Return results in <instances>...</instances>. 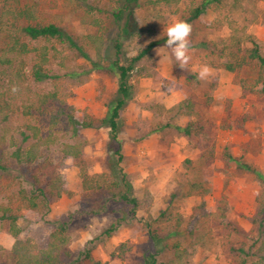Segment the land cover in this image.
Segmentation results:
<instances>
[{
	"label": "rangeland",
	"instance_id": "rangeland-1",
	"mask_svg": "<svg viewBox=\"0 0 264 264\" xmlns=\"http://www.w3.org/2000/svg\"><path fill=\"white\" fill-rule=\"evenodd\" d=\"M201 1L139 0L129 19L125 15L122 19V26L128 21V34L121 38L123 55L133 57L148 42L166 37L167 27L175 20L184 21ZM78 3L0 0V56L7 48L13 23L7 13L30 7L35 16L32 24L60 27L85 47L94 62L98 55L83 39L89 34L102 35L106 43L99 56L101 65L107 67L114 57L113 40L120 34L113 16L120 5L117 0ZM206 8L191 24V60L186 69L178 66L171 49L164 45L155 47L151 57L136 65L117 141L110 139L109 129L100 123L116 97L115 74L96 71L90 61L55 40H27L30 48H48L45 69L49 77L44 80L35 81L31 76L32 65L38 60L35 52L19 58L13 68L0 64V103L8 113L6 120L0 115V162L7 167L0 172V203L18 216L25 213L20 190L32 188L29 177L38 173L41 165H20L11 154L29 146L22 135L28 133V125L38 127L43 138L49 133L56 136L57 143L45 150L52 163L60 160L63 144L82 143L91 178L104 184L100 190L85 191L74 164L60 169L70 193L50 198L46 206L41 205L39 217L30 221L20 218L23 237L44 242L55 223L64 222L72 257L90 248L101 264H144L145 256L157 249L147 230L151 226L168 244L180 240L189 246V232L206 234L204 247L190 248L189 264H240L241 249L248 254L246 264L257 259L252 253L259 239L251 221L264 202V93L258 80L259 66L248 52L253 40L264 57V0H220ZM85 14L101 20V31L83 23ZM225 63L235 64L236 70L228 72ZM202 65L212 70L206 79L198 78ZM16 71L21 83L15 79ZM49 93L56 95L57 103L44 102L43 96ZM185 93L194 101V111H169ZM59 108L73 109L78 120H92L93 127L74 136L65 117L60 116L56 128L50 129ZM189 123L205 125L203 150L196 149L184 135L182 129ZM117 151L122 155L120 162ZM227 153L252 167L254 173L227 160ZM121 175L132 185L136 209L108 198L109 186ZM193 184L200 185L191 190ZM222 209L240 234L224 235L218 223ZM178 216L182 222L175 235ZM113 224H118L116 231L103 235ZM0 225L8 227L7 223ZM170 256L171 251H165L157 258L161 261ZM0 264H15L8 249L0 251Z\"/></svg>",
	"mask_w": 264,
	"mask_h": 264
},
{
	"label": "trees",
	"instance_id": "trees-1",
	"mask_svg": "<svg viewBox=\"0 0 264 264\" xmlns=\"http://www.w3.org/2000/svg\"><path fill=\"white\" fill-rule=\"evenodd\" d=\"M220 0H202L199 5L189 10L188 16L185 18L188 24H192L195 20L199 19L207 10L211 2H219ZM139 0H117L120 5L118 10L113 12L116 23L120 26V34L113 40L114 57L110 60L109 65L104 67L101 65V57L99 56L102 48L105 45V39L102 35L89 34L83 39L84 45L91 48L98 56L97 61H92L86 52L84 46L79 45L78 42L67 34L63 29L54 24H32L35 20L34 12L30 7L24 9H16L9 11L8 16L13 18L11 29L8 31V44L5 52L0 56V64L13 68L15 63L24 56L31 53H36L38 60L32 65L31 76L35 81H41L48 78V73L45 69L48 58L47 46H41L38 48H30L28 41L43 40L50 42L52 40L60 43H65L66 46L73 52L77 53V56L91 62L92 67L96 71H106L116 75L117 89L116 97L112 100L106 109L105 117L101 120V125L109 129L110 139L117 141L118 133L120 130L119 120L122 116L123 110L126 107L128 100L131 97L132 85L131 74L135 70L137 64H139L144 58L151 57L152 51L155 47L165 46L167 36L152 40L148 42L139 52L133 57H126L123 55L121 38L128 34L127 20L133 14L134 6L137 5ZM155 5V2H149ZM78 4H86L87 0H79ZM236 5V4H235ZM126 16L124 25L122 26L123 16ZM25 22V23H23ZM83 23L89 24L95 27L98 31H101L102 23L97 17L90 16L88 14L83 15ZM252 44L251 50L248 52L251 60H254L259 66V84L260 89L264 93V57L259 53V47L257 43L250 40ZM240 42H237V45ZM192 46L189 44V47ZM21 63V62H19ZM223 68L228 72H234L237 68L235 64L225 63ZM19 69H21L19 67ZM19 69L17 71H19ZM16 71L15 79L17 83H21L20 74ZM218 74L213 76L214 81L217 79ZM179 87V86H177ZM169 89V88H168ZM170 91V90H169ZM176 103L169 111L180 113L181 111L193 112L195 109L194 101L187 96ZM44 102L49 100L57 103L56 95L49 93L43 96ZM1 101V95H0ZM7 110L8 107L6 106ZM1 119L6 120L8 113L4 112V107L0 103V115ZM64 116L67 124L70 126L74 136L80 133L81 130L90 129L93 127L92 120L80 121L76 118L74 110L66 111L62 108L58 109L55 116L52 117L50 122V129L56 128L59 117ZM28 133L23 132V142H30L27 148H18L12 152V157L21 165H32L39 163L40 170L38 173L30 175L32 188L29 191L20 190V199L25 205V213L21 216L15 214L10 207L3 206L0 203V222L1 224L7 223L6 229L0 225V251L8 249L11 257L14 259L15 264H101V262L95 260L92 256L91 249L87 248L79 253L76 257H72L68 245L69 237L67 236V223L56 222L53 229L47 234L44 242H37L32 238L23 237V230L18 226V220L20 218L28 221L34 217H39L41 205L46 206L47 201L52 197H61L62 195L69 194L67 184L59 173L60 169L65 168L68 165L74 164L79 169L81 178V187L83 190H97L102 189L104 184L99 183V180L92 179L91 173L86 165L84 158V145L82 143H65L61 148V158L58 162L52 163L45 156V150L50 146L57 143V138L54 134L49 133L45 138L40 134V130L36 126L28 125L26 127ZM205 125L202 123H189L182 129L184 135L192 141L193 145L199 149H204L202 144L205 137ZM118 161H122V155L119 151L116 152ZM227 160L233 161L238 167L253 172L252 167L246 164L239 163L229 153L225 155ZM7 167L0 162V172H5ZM95 175V174H92ZM98 177V176H94ZM200 184H193L191 190L198 189ZM117 188H120L119 190ZM109 199L114 201H120L132 209H136L138 206L137 198L132 193V185L126 180L125 175H121L118 181L113 182L108 188ZM182 222L181 217L178 216L177 223L174 227L175 235L178 234L180 228L179 225ZM257 229V236L259 245L252 253L257 259L252 264H264V202L259 204L256 217L251 221ZM218 223L222 232L226 237H230L233 233L240 234V229L230 222L225 213V209L220 210L218 215ZM118 224L109 226L103 232V235L110 236L117 229ZM147 227L149 236L153 242V245L157 248L154 254H147L144 259V264H189V258L192 255V250L197 246H205L207 243L206 234L202 232H189L187 239L189 240V246H184L182 241L174 240L171 243H164V238L160 236L157 231ZM8 243V244H7ZM254 243V245H256ZM121 253H124V245H121ZM190 248L192 250H190ZM165 251H171L170 258L166 260H158V256ZM240 264H246L247 252L244 249L240 250ZM243 255V256H242Z\"/></svg>",
	"mask_w": 264,
	"mask_h": 264
},
{
	"label": "clouds",
	"instance_id": "clouds-1",
	"mask_svg": "<svg viewBox=\"0 0 264 264\" xmlns=\"http://www.w3.org/2000/svg\"><path fill=\"white\" fill-rule=\"evenodd\" d=\"M166 34L167 40L165 46L171 49L172 55L178 62V66L181 69H186L191 60L188 40L191 34V25L183 20H175L167 27ZM211 71L208 65H202L198 72V78L206 79L211 74ZM12 91L15 92L16 88H13Z\"/></svg>",
	"mask_w": 264,
	"mask_h": 264
}]
</instances>
